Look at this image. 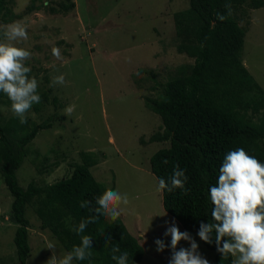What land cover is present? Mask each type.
<instances>
[{
	"label": "rangeland",
	"instance_id": "rangeland-1",
	"mask_svg": "<svg viewBox=\"0 0 264 264\" xmlns=\"http://www.w3.org/2000/svg\"><path fill=\"white\" fill-rule=\"evenodd\" d=\"M60 1L34 0V10L29 11L32 0H13L20 17L12 22L22 21L28 32L27 41L17 46L32 53L26 61L29 75L38 80V92L47 91L50 97L40 111L31 108L26 117L52 124L28 146L17 171L20 185L27 187L36 180L45 186L66 178L74 164L82 162L81 153L91 151L98 161L91 167L96 179L129 197V204L120 206V218L145 247L137 264H169L171 237L165 232L173 224L188 232L199 245L198 253L214 264L215 251L198 232L185 229L164 209L163 192L156 190L158 179L150 162L170 141H151L165 129L161 116L145 100L160 98L170 79L191 72L195 59L178 51L174 22V13L188 8L190 1L73 0L74 9L55 13ZM252 2L247 0L236 11L246 29L241 61L259 86L244 92L240 110L260 122L264 120V6L253 8ZM52 47L60 48L62 59L52 55ZM58 75H64L65 83L50 86ZM10 105H0L5 119L13 115ZM72 105L73 113L66 116L64 110ZM13 199L0 171V264H20L14 241L17 224L10 220ZM37 205L35 200L27 209L32 248L27 264H46L53 254L49 244L55 245L58 257L68 252L49 229L42 228ZM157 239L167 245L163 252L156 251ZM190 246L181 240L177 250Z\"/></svg>",
	"mask_w": 264,
	"mask_h": 264
},
{
	"label": "trees",
	"instance_id": "trees-1",
	"mask_svg": "<svg viewBox=\"0 0 264 264\" xmlns=\"http://www.w3.org/2000/svg\"><path fill=\"white\" fill-rule=\"evenodd\" d=\"M189 1L188 8L174 13V22L178 51L195 59L191 72L170 79L160 98L147 97L145 101L161 116L165 129L163 134L153 135L151 141H170L169 147L160 148L151 156L152 172L158 180L167 181L179 165L188 177L183 189L162 191L164 209L185 229L198 232L201 223L213 219L209 188L216 184L225 154L244 148L264 163V120L253 121L246 111L240 110L244 105V92L259 86L240 57L246 29L240 25L236 9L247 0ZM226 4L231 5V15H227ZM252 6H264V0H253ZM75 7V1L61 0L54 12H69ZM27 9L34 10V0ZM217 13L227 15V19L217 20ZM18 17L13 0H0V23L8 24ZM39 95L41 102L32 106L35 111H40L50 100L47 91ZM57 100L54 97V101ZM4 102L11 104L7 96L0 93V105ZM51 126V122L39 123L30 118L21 124L14 114L5 119L0 108V171L14 198L10 220L17 224L14 241L19 263L27 264L32 250L27 209L35 200L42 228L49 229L68 252L80 244L82 235L92 237L91 257L75 261L77 264H116L112 259V246L120 248L116 255L128 253V264L141 262L145 247L120 217L112 221L101 215L89 223L83 233L73 230L82 220L95 215L96 198L113 189L93 175L91 167L98 162L93 152L83 151L82 162L75 163L72 174L66 178L45 186L38 185L36 180L27 187L20 185L17 171L28 154V146L39 131ZM85 200L91 202L90 206L81 208ZM106 239L112 245L105 247ZM203 242L215 251L214 264H231V256L222 259L217 251L215 233L212 243Z\"/></svg>",
	"mask_w": 264,
	"mask_h": 264
},
{
	"label": "clouds",
	"instance_id": "clouds-1",
	"mask_svg": "<svg viewBox=\"0 0 264 264\" xmlns=\"http://www.w3.org/2000/svg\"><path fill=\"white\" fill-rule=\"evenodd\" d=\"M225 7L227 15H231V5L226 4ZM227 15L217 13L216 17L223 22ZM212 27H215V21ZM0 34L3 37L0 40V93L7 96L11 102L12 113L21 124H25L26 114L34 104L41 102L38 80L34 76L30 77L31 68L26 66V61L31 59L32 53L17 46L27 41V28L22 21H15L0 25ZM51 52L57 60L62 59L60 48L52 47ZM64 83V75H58L52 78L50 86ZM74 107H67L64 110L65 115L70 116ZM187 180L185 170L177 165L167 181L159 178L156 190L173 192L183 189ZM209 198L213 205V219L209 223L200 224V239L212 243V234L215 233L217 251L222 254V259L231 256V264H264V163L249 155L244 148L228 151L219 167L216 184L209 188ZM90 203L85 200L80 206L88 208ZM96 204L98 206L93 210L95 215L73 227L77 234L83 233L87 225L101 215L116 221L123 211L120 206L128 205L129 197L126 193L108 189L96 198ZM165 235L171 237L172 254L169 264H209V261L198 253L199 245L188 232H181L173 224L167 228ZM181 240L189 241L190 248L177 250ZM155 243L158 252H163L167 247L161 239H157ZM109 245L112 243L106 239L105 247ZM92 246V237L82 235L79 245L58 257L55 245L49 244L47 248L52 249L53 254L46 264H73L74 261H84L91 257L89 249ZM111 252L116 264H128L127 252L116 255L120 253L118 246H112Z\"/></svg>",
	"mask_w": 264,
	"mask_h": 264
},
{
	"label": "crops",
	"instance_id": "crops-1",
	"mask_svg": "<svg viewBox=\"0 0 264 264\" xmlns=\"http://www.w3.org/2000/svg\"><path fill=\"white\" fill-rule=\"evenodd\" d=\"M136 236V235H135ZM138 237V236H137ZM139 238V237H138Z\"/></svg>",
	"mask_w": 264,
	"mask_h": 264
}]
</instances>
